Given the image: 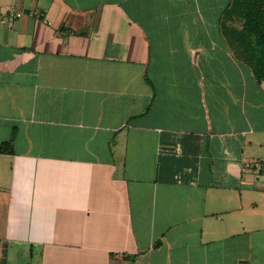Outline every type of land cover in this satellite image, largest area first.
Wrapping results in <instances>:
<instances>
[{"label": "crops", "instance_id": "obj_1", "mask_svg": "<svg viewBox=\"0 0 264 264\" xmlns=\"http://www.w3.org/2000/svg\"><path fill=\"white\" fill-rule=\"evenodd\" d=\"M242 1L0 0V264H264Z\"/></svg>", "mask_w": 264, "mask_h": 264}, {"label": "trees", "instance_id": "obj_2", "mask_svg": "<svg viewBox=\"0 0 264 264\" xmlns=\"http://www.w3.org/2000/svg\"><path fill=\"white\" fill-rule=\"evenodd\" d=\"M243 30L251 39L248 54L252 59V68L259 81L264 80V0H243ZM12 140L5 141L0 151H13Z\"/></svg>", "mask_w": 264, "mask_h": 264}, {"label": "rangeland", "instance_id": "obj_3", "mask_svg": "<svg viewBox=\"0 0 264 264\" xmlns=\"http://www.w3.org/2000/svg\"><path fill=\"white\" fill-rule=\"evenodd\" d=\"M225 0H220V4L221 3H224ZM236 0H232V4H234ZM238 14V13H237ZM223 20V19H221ZM225 20V19H224ZM228 21V23H227ZM225 23L226 25L228 24L229 26L232 25V26H242L243 25V16H237L235 15L234 17H230L227 18L225 20ZM236 38V42L239 43V45L237 46L238 49H236V52L237 54H239V50L241 48H243V50H241V52H247L246 50H248L250 48V42H251V39L249 38V35L245 34V33H238V34H235V35H231L230 34V37H234ZM246 56V55H245ZM248 56V55H247ZM30 261L28 258H24V260H22V263L21 264H27L28 262ZM27 262V263H26Z\"/></svg>", "mask_w": 264, "mask_h": 264}, {"label": "built area", "instance_id": "obj_4", "mask_svg": "<svg viewBox=\"0 0 264 264\" xmlns=\"http://www.w3.org/2000/svg\"><path fill=\"white\" fill-rule=\"evenodd\" d=\"M22 11H10V12H5V13H0V21L1 20H15L19 17L22 16ZM35 14L37 16H44L45 15V11L43 10H35Z\"/></svg>", "mask_w": 264, "mask_h": 264}]
</instances>
